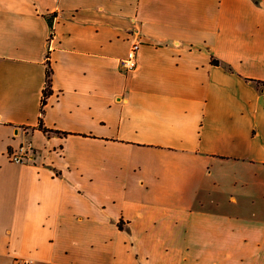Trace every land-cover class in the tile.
<instances>
[{
  "label": "crops",
  "instance_id": "1",
  "mask_svg": "<svg viewBox=\"0 0 264 264\" xmlns=\"http://www.w3.org/2000/svg\"><path fill=\"white\" fill-rule=\"evenodd\" d=\"M17 260L264 264V0H0V264Z\"/></svg>",
  "mask_w": 264,
  "mask_h": 264
},
{
  "label": "built area",
  "instance_id": "2",
  "mask_svg": "<svg viewBox=\"0 0 264 264\" xmlns=\"http://www.w3.org/2000/svg\"><path fill=\"white\" fill-rule=\"evenodd\" d=\"M140 47H141L140 42L134 43L130 48L128 56L125 59L121 60L120 68L123 72H131L138 68L139 66L138 56H139ZM29 152H31V149L24 152V154H19V155L11 154L10 158L14 162L21 163L26 161L28 158H30ZM15 264H30V262L25 260H17Z\"/></svg>",
  "mask_w": 264,
  "mask_h": 264
},
{
  "label": "trees",
  "instance_id": "3",
  "mask_svg": "<svg viewBox=\"0 0 264 264\" xmlns=\"http://www.w3.org/2000/svg\"><path fill=\"white\" fill-rule=\"evenodd\" d=\"M49 24L50 27H53V18H49ZM213 63H215L216 65H219L220 62L213 60ZM52 94V68L50 65L49 60H47V68H46V84H45V89L43 92V97H42V106H41V116L39 118V128L44 132V133H50L51 131L47 130L46 128H44L43 123H42V117L44 115V107L47 103V99L48 97Z\"/></svg>",
  "mask_w": 264,
  "mask_h": 264
}]
</instances>
